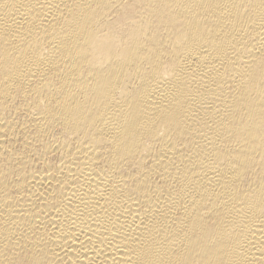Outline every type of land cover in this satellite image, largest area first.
Returning a JSON list of instances; mask_svg holds the SVG:
<instances>
[{"label":"bare ground","instance_id":"6f19581e","mask_svg":"<svg viewBox=\"0 0 264 264\" xmlns=\"http://www.w3.org/2000/svg\"><path fill=\"white\" fill-rule=\"evenodd\" d=\"M0 264H264V0H0Z\"/></svg>","mask_w":264,"mask_h":264}]
</instances>
